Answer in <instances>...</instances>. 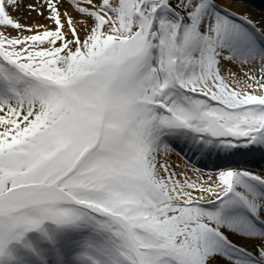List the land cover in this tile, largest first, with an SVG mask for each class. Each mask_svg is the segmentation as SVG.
Here are the masks:
<instances>
[{"label": "snow or ice", "instance_id": "6c2138e0", "mask_svg": "<svg viewBox=\"0 0 264 264\" xmlns=\"http://www.w3.org/2000/svg\"><path fill=\"white\" fill-rule=\"evenodd\" d=\"M246 2L0 0V264H264Z\"/></svg>", "mask_w": 264, "mask_h": 264}, {"label": "bare ground", "instance_id": "6f19581e", "mask_svg": "<svg viewBox=\"0 0 264 264\" xmlns=\"http://www.w3.org/2000/svg\"><path fill=\"white\" fill-rule=\"evenodd\" d=\"M253 2H254L255 4H259V5H261V6H264V1H261V0H260V2H256V0H255V1H253ZM236 10H237V11H240V12H245V11L250 12L254 18H258V16L255 14L254 11H251V10L248 9V8H244L243 6H242V7H238V8H236Z\"/></svg>", "mask_w": 264, "mask_h": 264}]
</instances>
